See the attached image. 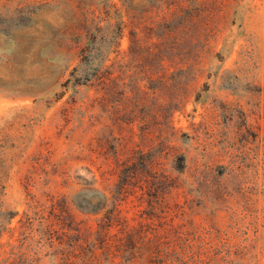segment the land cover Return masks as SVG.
Wrapping results in <instances>:
<instances>
[{
  "label": "rangeland",
  "instance_id": "1",
  "mask_svg": "<svg viewBox=\"0 0 264 264\" xmlns=\"http://www.w3.org/2000/svg\"><path fill=\"white\" fill-rule=\"evenodd\" d=\"M101 1L0 0V227L9 212L12 227L31 214L27 250L60 264L31 199L64 197L96 225L137 162L121 195L127 225L111 230L121 249L106 264H264V0H114L127 24L119 43ZM133 33L143 49L131 63ZM160 46L171 72H194L158 81ZM110 50L124 73L104 112L85 104L96 93L81 83ZM162 174L180 188L160 189Z\"/></svg>",
  "mask_w": 264,
  "mask_h": 264
},
{
  "label": "trees",
  "instance_id": "2",
  "mask_svg": "<svg viewBox=\"0 0 264 264\" xmlns=\"http://www.w3.org/2000/svg\"><path fill=\"white\" fill-rule=\"evenodd\" d=\"M98 11L100 13L99 18L102 14H106L105 21H108L106 31L116 36L115 41L119 43L124 28L127 25L124 20L122 9L114 0H102L101 3H99ZM185 12L191 16L194 14L195 10L191 7H187L185 8ZM162 14H164V11H162L159 16ZM113 19L116 20L115 23H113ZM99 21L100 23L102 22L101 20ZM114 26L117 27L119 31L115 29L113 31L110 30ZM170 32L164 33V36H170ZM87 35L88 33H82L78 35V38L83 41ZM132 42L134 45L130 48V55L131 63H134L138 62L140 59V53L135 46L138 45L140 49L143 48L138 42L137 33H133ZM111 53V50L107 52V54L101 53V59L98 61L97 66L92 69V72L84 75V81L81 83V85L86 86L89 91L95 90L96 93V96L89 99V102H85V104L94 108L100 107L104 112H106V104L111 94L112 82L117 81L124 73L122 71V65L116 62L109 65L107 64V62L111 60L109 57ZM92 54L93 52L90 53V55ZM182 54V56L185 57V53ZM151 55H153L155 62L159 64L157 66L160 68L158 71H154L153 69L151 74H155L158 77V81L162 83H165V79L167 78L176 79L178 76L180 78L183 76H190L195 70L196 63H191L187 68L180 67L177 73L174 71L171 72L175 59L172 55L165 53L161 46L158 51H151ZM190 55L197 56L196 59L202 57V55H196L194 52H190ZM166 63H169V65L165 66ZM198 63H200V61ZM85 64L89 65L90 63L87 61ZM146 73L148 74V72ZM197 75L198 73L195 72L193 77L196 79ZM132 103L135 107L136 103ZM179 166L178 171L180 174H184L188 168L186 156L181 155ZM139 170L137 162L128 164L124 169L127 174L124 175L122 180L116 185L118 194H116L117 196L114 194V206L97 221L96 225L89 223V221L79 220L78 217L71 212L68 202L64 197L48 195V200L45 202H42L36 197L31 199V212L41 216L42 222L45 225V235L51 242V248H57L55 257L61 260L60 264H106L114 261V258H116L115 251H120L121 249L122 237L117 236L119 239L115 241L111 230L114 227H123L127 225L128 219L122 214L121 204L124 199L121 195L124 191H127L129 186L135 188L133 179L138 177ZM107 180H110V177L105 175L104 181L107 182ZM154 182L160 189L167 188L173 190L179 189L181 186L178 177L172 178L165 174L155 179ZM3 188L0 182V194ZM103 209L104 207H88L84 212L86 214L99 215L103 212ZM18 215L19 212H9V215L4 219L5 223L3 227H0V238L4 234L10 235L8 241H0V264H41L42 258L38 256L32 258L25 246V242L22 241V236L25 235L27 229L34 225L35 217L26 213L19 220L20 226L12 227L13 219ZM17 231L20 233V237L16 239V242H13Z\"/></svg>",
  "mask_w": 264,
  "mask_h": 264
}]
</instances>
